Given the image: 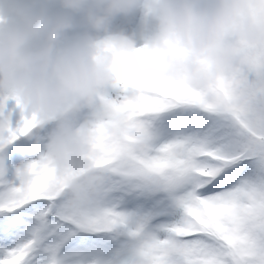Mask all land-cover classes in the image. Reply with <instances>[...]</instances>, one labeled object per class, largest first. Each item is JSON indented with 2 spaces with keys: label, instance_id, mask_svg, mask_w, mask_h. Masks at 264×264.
Here are the masks:
<instances>
[{
  "label": "snow or ice",
  "instance_id": "obj_1",
  "mask_svg": "<svg viewBox=\"0 0 264 264\" xmlns=\"http://www.w3.org/2000/svg\"><path fill=\"white\" fill-rule=\"evenodd\" d=\"M235 49L204 90L119 69L75 194L46 152L8 179L3 150L0 264H264V31ZM35 127H0V145L28 157Z\"/></svg>",
  "mask_w": 264,
  "mask_h": 264
},
{
  "label": "clouds",
  "instance_id": "obj_2",
  "mask_svg": "<svg viewBox=\"0 0 264 264\" xmlns=\"http://www.w3.org/2000/svg\"><path fill=\"white\" fill-rule=\"evenodd\" d=\"M137 8L154 19L139 47L112 29L115 17ZM257 8H264L261 0H0V127L9 124V97L37 126L54 121L46 154L56 179L75 194L82 179L95 177L85 175L92 169L88 121L75 126L71 114L90 108L127 67L166 88L207 89L233 63L235 45L264 31Z\"/></svg>",
  "mask_w": 264,
  "mask_h": 264
},
{
  "label": "trees",
  "instance_id": "obj_3",
  "mask_svg": "<svg viewBox=\"0 0 264 264\" xmlns=\"http://www.w3.org/2000/svg\"><path fill=\"white\" fill-rule=\"evenodd\" d=\"M53 7L55 6L53 5ZM83 30L84 29L82 28L76 29V31H83ZM85 110L86 108L81 109L80 111L71 114L72 119L74 120L75 126H78L81 117L83 116V114H85ZM4 111L6 114L9 112L11 113L9 116V127L15 129L22 123L23 117L21 116L19 109L15 106V102L11 99V97H9L7 100L4 101ZM12 112L15 117L13 116ZM17 116L18 118H16ZM54 126H55V122L53 121L42 127L37 126L29 133L31 142L34 145L29 155L47 143L48 135L51 132V130L54 128ZM20 139L23 140L25 138L21 137ZM18 142L19 141L13 142V144L8 145L4 149V152L6 155L5 163H6V166L8 167L7 178L10 180L14 178L13 177L14 167L22 163H25L26 162L25 160L27 158V157H20L17 155L15 145Z\"/></svg>",
  "mask_w": 264,
  "mask_h": 264
},
{
  "label": "rangeland",
  "instance_id": "obj_4",
  "mask_svg": "<svg viewBox=\"0 0 264 264\" xmlns=\"http://www.w3.org/2000/svg\"><path fill=\"white\" fill-rule=\"evenodd\" d=\"M112 29H123L126 34H130L135 40V47L141 46L144 41L151 37L154 31V19L151 16H144L141 9H134L133 12L127 16H117L112 22ZM90 31V30H89ZM90 34H92L90 32ZM102 38L103 34H99ZM103 92L112 94L110 85H106L100 89ZM97 110V98L94 97L93 105L88 108L86 116L81 119V123L91 118L94 111ZM13 114V112H12ZM14 116V114H13ZM15 117V116H14ZM18 118V116L16 117ZM46 146V145H45ZM41 147L35 154H32L28 158H36L37 154H43L46 152V147Z\"/></svg>",
  "mask_w": 264,
  "mask_h": 264
}]
</instances>
